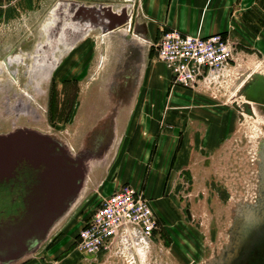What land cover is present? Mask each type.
I'll use <instances>...</instances> for the list:
<instances>
[{
  "label": "rangeland",
  "instance_id": "1",
  "mask_svg": "<svg viewBox=\"0 0 264 264\" xmlns=\"http://www.w3.org/2000/svg\"><path fill=\"white\" fill-rule=\"evenodd\" d=\"M46 1L7 16L1 7L0 136H46L80 160L83 174L42 237L0 264H128L77 245L100 199L122 184L134 185L121 180V171L133 166L126 162L133 160L126 156V139L117 136L94 155L86 135L96 123H107L110 111L126 113L140 87L138 72L148 59L158 60L154 42L134 20L132 0L112 3L111 15L122 19L111 29L108 16L88 6L98 0ZM258 25L262 33L243 27L239 38L226 35L233 46L228 73L213 93L203 89L194 99L202 117H193V129L208 128L207 140L193 146L189 179L169 178L165 195L154 202L156 228L147 253L134 264H248L264 242V115L255 104L252 112L243 107L264 81V14ZM142 165L137 162L134 172ZM13 194L0 189V234L2 222L24 210L15 196L17 213L2 211Z\"/></svg>",
  "mask_w": 264,
  "mask_h": 264
},
{
  "label": "crops",
  "instance_id": "2",
  "mask_svg": "<svg viewBox=\"0 0 264 264\" xmlns=\"http://www.w3.org/2000/svg\"><path fill=\"white\" fill-rule=\"evenodd\" d=\"M45 1L0 0V11L6 7L3 10L7 16L12 14L11 11L14 9V12L22 10L27 3L30 7ZM98 1L114 3L115 0ZM133 2L134 20L139 22L141 31L149 42L156 41L161 31L170 29L193 36L220 32L231 38L234 36L239 38L243 27L249 28L253 34L263 32L260 29L262 26L258 23L264 14V0H133ZM169 75V71L160 61L148 59L142 73L138 72L140 90L132 92L131 97L130 94L128 96L131 103L126 113L114 111L111 114L112 140L117 136L118 139L125 138V146L129 149L126 156L133 158L132 161H126L132 162L133 165L131 169L125 168L127 174L121 169L123 170L121 180L134 184L132 187L142 192L152 210L156 205L154 202L168 190L166 182L169 178L189 179L187 172L190 173L192 170L190 164H193V146L200 138L204 137L207 140L208 128L193 129V122L197 119L193 117H202L200 110L193 109L195 100L202 97L200 93L202 91L173 85L169 81ZM166 85L169 87L168 92ZM198 121L204 123L205 120ZM118 144L119 140L117 147ZM140 149L142 158L138 160ZM139 161H142L144 167L142 165V172L136 173L134 165ZM158 203L161 205L160 210L165 214L168 209L162 206L163 203L159 201Z\"/></svg>",
  "mask_w": 264,
  "mask_h": 264
},
{
  "label": "built area",
  "instance_id": "3",
  "mask_svg": "<svg viewBox=\"0 0 264 264\" xmlns=\"http://www.w3.org/2000/svg\"><path fill=\"white\" fill-rule=\"evenodd\" d=\"M88 6L104 15L113 12L112 3L100 1ZM153 47L156 58L169 71L171 83L192 90L213 93L233 60L232 43L220 32L193 36L163 30ZM155 228L156 217L148 200L125 183L100 199L80 228L77 245L90 255L102 252L107 258L134 264L147 253Z\"/></svg>",
  "mask_w": 264,
  "mask_h": 264
},
{
  "label": "water",
  "instance_id": "4",
  "mask_svg": "<svg viewBox=\"0 0 264 264\" xmlns=\"http://www.w3.org/2000/svg\"><path fill=\"white\" fill-rule=\"evenodd\" d=\"M109 29L122 18L105 14ZM115 22V21H114ZM26 168L29 181L20 218L3 221L0 234V259L15 257L39 238L50 221L61 212L82 179L80 160L71 159L46 136L13 133L0 136V184L10 178L15 168Z\"/></svg>",
  "mask_w": 264,
  "mask_h": 264
},
{
  "label": "flooded vegetation",
  "instance_id": "5",
  "mask_svg": "<svg viewBox=\"0 0 264 264\" xmlns=\"http://www.w3.org/2000/svg\"><path fill=\"white\" fill-rule=\"evenodd\" d=\"M252 97L254 99L253 102L249 103L248 101H243V107L245 111L252 112V104H255L256 109L264 115V81L254 88ZM110 112L112 114L113 111ZM111 114L107 123L105 121H101L100 124L96 123L86 135L87 141L90 142V146L93 148L92 151L94 155H101L108 148L110 142L112 141L113 136ZM28 183L29 181L27 178L17 179L14 176V173L10 178L1 182L0 189H5L11 193L14 192L13 197L10 198L11 203H9L8 207L2 211L18 210L15 202L17 198H15V196L18 197L22 202V207H25L24 196L27 193L26 187L28 186ZM15 213H17V211H15ZM10 216L13 217L12 214H10ZM248 264H264V242L258 247L255 256L251 258Z\"/></svg>",
  "mask_w": 264,
  "mask_h": 264
},
{
  "label": "trees",
  "instance_id": "6",
  "mask_svg": "<svg viewBox=\"0 0 264 264\" xmlns=\"http://www.w3.org/2000/svg\"><path fill=\"white\" fill-rule=\"evenodd\" d=\"M14 176L17 178V179H20V178H26V168L24 166L22 167H19V168H15L14 170Z\"/></svg>",
  "mask_w": 264,
  "mask_h": 264
}]
</instances>
